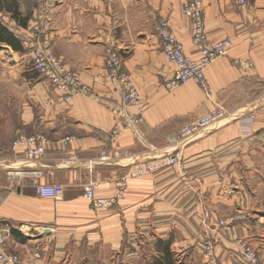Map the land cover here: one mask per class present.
Here are the masks:
<instances>
[{
	"label": "crops",
	"instance_id": "1",
	"mask_svg": "<svg viewBox=\"0 0 264 264\" xmlns=\"http://www.w3.org/2000/svg\"><path fill=\"white\" fill-rule=\"evenodd\" d=\"M185 1L36 0L32 16L47 17L44 33L54 53L90 86V96L79 93L64 101L32 68L15 73L22 62L0 55V69L23 89L19 128L0 129V224L11 228L4 248L26 264H89L96 255L100 264H113L115 257L123 264H152L163 244L172 264L202 263L201 241L216 224L212 208L227 197L226 182L239 181V166L248 183L262 180L264 0H201L207 38H228L231 47L206 68L205 89L192 82L168 89L164 84L174 65L159 49L155 26L166 19L185 52L196 57ZM0 16L12 33L29 32L30 26L20 28L7 12ZM108 46L122 53L144 107L138 137L127 129L114 141L107 137L117 119L114 109L122 105L104 67ZM0 47L7 57L14 54L10 46L0 42ZM217 105L226 112L222 118L177 141L171 138ZM21 132L43 135L45 153L32 159L22 145L13 150ZM174 153L179 163L127 177L124 196L114 206L94 209L83 196L88 181L97 183V196L113 195L116 179L132 167ZM44 182L61 183L63 192L39 196L36 184ZM237 228L211 234L220 260L228 258L225 246L237 237ZM142 241L151 244L147 263Z\"/></svg>",
	"mask_w": 264,
	"mask_h": 264
},
{
	"label": "built area",
	"instance_id": "2",
	"mask_svg": "<svg viewBox=\"0 0 264 264\" xmlns=\"http://www.w3.org/2000/svg\"><path fill=\"white\" fill-rule=\"evenodd\" d=\"M244 3L246 0H237ZM183 14L191 21V41L197 49V56L188 55L182 43L173 34L164 18L157 19L155 32L159 41V49L165 60L174 65L171 78L165 82V87L171 89L179 84L192 82L205 89V70L217 58L227 54L231 47L228 38L210 41L205 33L203 6L201 0H187L182 6ZM47 17L38 14L30 32L25 35L24 46L27 47L31 59L32 68L50 86L58 91L64 101H71L79 93L92 95L90 86L82 80L80 75L70 69L63 59L57 56L52 48L51 39L44 33ZM122 53L114 46H108L104 52V67L107 78L111 81L113 91L121 98V107L115 108L117 119L107 133L109 141L116 140L127 129L135 136H139L140 127L144 123V107L141 103L139 92L130 74L124 67ZM131 108V109H129ZM222 106L217 105L204 115H200L184 123L171 138L174 141L182 139L206 127L225 115ZM73 137H65L69 140ZM46 139L41 134L26 135L18 133L12 142V149L19 146L24 147L25 156L37 159L45 153ZM101 160H107L104 153L100 155ZM180 157L177 153L160 156L152 161L135 165L128 170L124 176L114 182L116 191L110 196H97L98 185L94 181H88L84 185L83 196L89 200L94 209H103L114 206L124 196L126 178H134L156 171L162 167L179 163ZM11 172L8 176L12 175ZM36 193L42 197H57L63 192V185L57 182H44L36 184ZM244 220V216L230 215L226 219H219L217 228L233 225L237 221ZM10 226L5 224L0 227V247L4 239L10 235ZM202 245L205 249V258L214 263V249L208 235L204 234ZM234 246L244 255L248 262H254V252L249 246L238 240H231ZM0 264H23L15 253L0 248Z\"/></svg>",
	"mask_w": 264,
	"mask_h": 264
},
{
	"label": "rangeland",
	"instance_id": "3",
	"mask_svg": "<svg viewBox=\"0 0 264 264\" xmlns=\"http://www.w3.org/2000/svg\"><path fill=\"white\" fill-rule=\"evenodd\" d=\"M17 1H18L19 9L22 13L24 14L30 13L31 18L29 22H31L32 18L33 20L37 18L36 15L32 16L33 8L36 6V0H17ZM33 24L34 22L28 24V27L30 26L29 32L32 29ZM27 34L22 33L18 35L21 37L22 40H25V35ZM12 52L14 54L7 57L4 48L0 47V55L2 56V59H4V61L5 59L12 57L8 59L10 60L9 63L16 64L17 62H22L23 66L21 67L23 68L20 67L21 69L19 68V70H16V68L18 67L16 65L15 73L21 72L22 69H24L25 71L26 68H30V69L32 68L31 59L27 47H25L23 51H19V52L9 51V53L11 54ZM0 68H2L1 65ZM22 91L23 89L20 86L12 83L8 79L7 73L6 72L3 73L2 69H0V129L19 128L20 123H19L18 110H19L20 101L22 99ZM238 174H239L238 182H234V181L226 182L227 193H225V195L227 197L224 198L219 205L212 208L214 212L212 221L213 222L216 221V224H213L211 226V229L206 231L204 234L208 235V238L212 243L213 249L216 250L217 240L213 239L211 234L213 232L220 233L221 230L223 229L238 227L237 229L240 232L237 234L236 238L246 243L249 246V248L254 252V262H248L245 259L244 255L238 250V248L229 241H227L225 250H227V255L228 258L230 259L227 258L226 260H220L218 258V254H215L213 258L214 259L213 264H264V183L262 182L264 180V170L263 173L260 174L262 180H258L259 177H256V180H254L253 183L249 181L250 184L248 183L245 177L246 174L245 167L239 166ZM233 195H235V198L234 197L231 198V196ZM230 215L244 216V220L237 221L233 223V225H229L227 227L224 226H221V228L216 227L219 219H226ZM2 225L4 226L5 224H0V227H2ZM7 239L8 237L4 239V244L2 247H0L5 251H8L4 248ZM141 249H142L141 256L146 258V261H143V263L149 262L151 244L148 241L145 242L142 241ZM96 256H94V259L89 264H100ZM19 258L23 264H26L20 256ZM202 258L204 259V262L199 264H212L211 260L206 261L204 247H203ZM114 259L116 260L115 262H113V264H123V262L121 263L120 260L118 261L116 257ZM175 264H180V263L177 262Z\"/></svg>",
	"mask_w": 264,
	"mask_h": 264
},
{
	"label": "trees",
	"instance_id": "4",
	"mask_svg": "<svg viewBox=\"0 0 264 264\" xmlns=\"http://www.w3.org/2000/svg\"><path fill=\"white\" fill-rule=\"evenodd\" d=\"M7 12L17 26L27 28L31 18L30 13H22L18 6L17 0H0V12ZM33 18L31 19V22ZM0 42L11 47L14 51H23L25 48L24 40L17 34L12 33L5 25L4 20L0 16ZM152 264H172L171 252L168 246L163 244L160 246L159 256L154 257Z\"/></svg>",
	"mask_w": 264,
	"mask_h": 264
}]
</instances>
